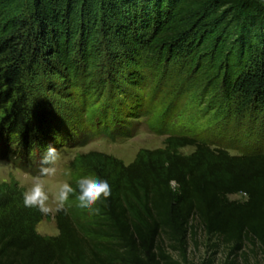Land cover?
Instances as JSON below:
<instances>
[{"label":"trees","instance_id":"trees-1","mask_svg":"<svg viewBox=\"0 0 264 264\" xmlns=\"http://www.w3.org/2000/svg\"><path fill=\"white\" fill-rule=\"evenodd\" d=\"M96 16L124 53L188 54L198 39L231 43L226 51L234 49L238 65L227 69L225 96L236 112L264 115L261 0H0V158L35 176L44 149L67 139L35 81L40 71L49 77L63 63L50 55L69 38V26L91 27ZM123 113L149 112L126 105ZM160 113L148 125L165 135L162 147L140 148L127 164L94 150L73 157L68 181L75 186L81 176H97L108 181L111 195L97 202L98 214L79 209L70 196L66 211L54 214L55 236L35 230L49 214L24 207L15 183H0V264H178L168 251L186 260L198 230L230 247L222 264H248L236 257L245 246L264 250V151L230 154L198 133L175 132ZM87 132L77 145L113 133L102 122ZM185 146L194 150L182 154ZM233 194L245 199L232 200Z\"/></svg>","mask_w":264,"mask_h":264},{"label":"rangeland","instance_id":"rangeland-1","mask_svg":"<svg viewBox=\"0 0 264 264\" xmlns=\"http://www.w3.org/2000/svg\"><path fill=\"white\" fill-rule=\"evenodd\" d=\"M102 20L103 17L96 16L91 27L68 25L65 34L69 38H62L57 53L50 55L52 61L63 63L49 77L40 71L35 81L37 95L52 105L57 113L56 124L67 135L57 147L58 175L46 178L48 188L71 178L72 172L70 177L62 172L70 169L69 163L76 154L94 150L127 164L140 148L162 147L165 135L151 132L148 125L154 119L161 120L160 112L175 132L198 133L225 147L230 154L264 151V115L259 120L244 114L245 108L238 107L236 112V104L225 96L224 82L231 73L227 69L238 65L234 49L232 53L226 51L231 43L225 45V40L209 38L206 45L205 40L198 39L188 54L166 50L152 53L141 50L146 48L144 44L141 51L124 53L114 38H107L109 27ZM126 105H142L149 113L126 117ZM96 122L109 128L112 136L98 134L84 145H77ZM193 150L192 146L179 149L182 154ZM34 177L0 158V183H15L24 191ZM229 198L243 201L245 196L233 194ZM54 214L55 211L51 212L37 223L38 234H58ZM229 251V246L198 230L196 239L189 241L186 260L177 252H168L178 264H222ZM243 256L248 264H264L263 249L245 246L236 254L241 263Z\"/></svg>","mask_w":264,"mask_h":264},{"label":"clouds","instance_id":"clouds-1","mask_svg":"<svg viewBox=\"0 0 264 264\" xmlns=\"http://www.w3.org/2000/svg\"><path fill=\"white\" fill-rule=\"evenodd\" d=\"M60 154L54 146L49 144L43 151L39 167L31 185L22 192L24 207L35 208L41 214L66 211L69 198L74 197L75 206L89 213L98 214L99 208L95 207L101 199L107 200L111 195V187L106 179L87 175L75 180V186L68 180H64L48 188L46 178L58 175V161ZM62 175L71 176L70 169H64ZM173 190L179 188L176 181H170ZM51 205H54L53 208Z\"/></svg>","mask_w":264,"mask_h":264}]
</instances>
